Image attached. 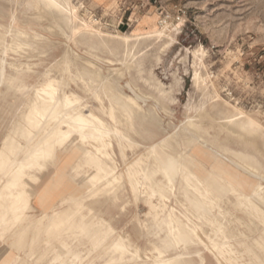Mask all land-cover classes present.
<instances>
[{
  "label": "rangeland",
  "instance_id": "1",
  "mask_svg": "<svg viewBox=\"0 0 264 264\" xmlns=\"http://www.w3.org/2000/svg\"><path fill=\"white\" fill-rule=\"evenodd\" d=\"M45 1L0 0V147L33 87L59 78L56 63L69 52L70 73L94 81L89 93L81 81L70 83L81 104L98 108L95 90L105 107L107 97L117 104L118 95L136 99L138 113L153 112L154 119L133 118L132 138L144 147L164 138L159 152L164 165L172 160L173 167L169 182L155 187L163 196L159 220L146 216L148 207L134 201L127 184L117 201L100 193L84 201L92 223L103 219L129 236L132 249L123 262L109 241L93 242V229H81L79 215L69 224L62 221L78 211L74 201L87 194L94 174L85 163L87 146L75 142L58 151L54 166L35 173V183L25 178L14 188L0 177V217L8 213L10 194L21 192L27 204L24 219L0 226V264H151L154 245L166 256L180 255L176 264H264V181L230 162L241 160L264 173V0ZM121 62L130 66L122 75L113 71ZM205 114L214 121L200 122ZM253 127L258 129L250 132ZM142 151L128 150V161ZM217 223L222 232L213 242L209 236ZM194 227L201 229V241Z\"/></svg>",
  "mask_w": 264,
  "mask_h": 264
},
{
  "label": "bare ground",
  "instance_id": "2",
  "mask_svg": "<svg viewBox=\"0 0 264 264\" xmlns=\"http://www.w3.org/2000/svg\"><path fill=\"white\" fill-rule=\"evenodd\" d=\"M45 2L47 4V0ZM53 2L54 0H48V3ZM58 7L56 8L58 9ZM36 8L46 20L49 22L52 21L50 15L42 9L39 3H36ZM56 8L55 11L57 12L60 8L58 10H56ZM66 9L69 10L74 19L72 9L70 7ZM51 11H53V9H51ZM60 12L61 11H59V14ZM64 12L65 11H63V13ZM65 22L67 23V21ZM52 24L58 27L55 22ZM61 33L66 35L62 31ZM71 63V56L69 52H66L60 62L56 63L60 77L47 79L43 83L33 87L30 97L17 116L19 120L16 118V120L20 122L15 120L12 124L13 128L7 132L5 138L2 140L0 147V177L4 178L6 185L14 188L19 187L25 178L35 183L39 181L35 173H44L48 170L49 166H54L58 151L66 149L67 145H72L75 142L87 146L88 149L84 152L85 163L94 166V174L89 177L86 182L88 186L87 194L74 201L78 204V211L69 213L63 217L62 221L69 224L70 220L75 215H79V225L81 229L82 226L86 225L91 226L93 229L95 233L93 242L98 241V245H100L101 243H107V241H109V248L113 250V252H118L119 256L117 260L123 262L124 256L132 249L129 236L124 234V231L122 235L118 234L119 232L117 233L111 224L103 219H97L96 223H92L94 219L92 215L93 212L85 205L84 201L88 202L94 199L95 196H98V193H100L102 197L112 195L117 201L119 199L118 195L121 190L120 188L123 184H127V187H129L128 190H130L133 195L134 201H141L148 207L146 216L150 215L151 218L159 220V214L163 206V196L160 192L155 190V187L161 189V187H159L160 185H163L165 181L169 182L168 171L173 167L172 160H169L170 162L168 165H164L165 161L161 156L162 154L159 152V150H161V152L164 151L166 145V140H163L164 138L158 144L151 147H144L145 145L141 146L132 138L131 135L136 134L133 118L139 115L142 121L154 119L153 112L143 113L139 110L138 113L137 109H139V106L136 99L130 96L121 98V95H118L119 104H117L107 97L109 107H105L101 103L102 101H100L98 91L95 90L92 94V99L99 102L98 108L92 109L83 106L81 104V98L70 91V83H75V80H79L83 83L86 92H88L94 87V81L90 80L88 83L84 82L82 78L79 77V73L73 76L70 73ZM120 64L121 66L113 71L122 75L130 66L126 62H121ZM87 65L91 66L92 63L87 61ZM84 71L90 74L95 73L87 70ZM97 75H99V73H97ZM107 78L99 80L100 89H103L105 84L104 81L107 80ZM199 121L213 122L214 120L208 114H205L204 116H200ZM156 122L158 123V120ZM23 127L24 129L28 127H34L35 129L24 130ZM119 127H121V129H119ZM258 127H253L250 132L257 130ZM238 128L237 125H234L233 130ZM249 130L250 129H248V131ZM22 134H26L27 137H20ZM145 135L147 136V134ZM21 140H24V142ZM113 142L116 144L121 163H117L115 160L116 154L114 152ZM139 148H142L143 151L139 154H135V157L131 161H128L127 151H135ZM166 158L167 157H165V159ZM107 162H110V165H108ZM230 162L240 170L264 181V173L259 172L257 168L249 166L241 160H230ZM120 167H123L121 171L119 169ZM158 177H160L159 180H157ZM187 178L190 182L191 180L193 181L192 177ZM3 189L4 187L0 185V196L2 195ZM10 198V206L5 208L8 210V213L6 212L0 217V226H2V224L15 225L25 218L23 211L27 208V204L22 200L21 192H16L15 195L10 194ZM83 211L87 212V216L82 215ZM56 215L57 213L52 214L49 219L50 221L48 220L49 225L47 228L51 227L52 224L50 225V223ZM206 221L211 222L209 219ZM139 225L142 229L147 231L145 223ZM75 226V224L69 225V229H73ZM173 228L172 225H169L171 233ZM44 229H46V227ZM192 232L195 237L201 241V229L194 227ZM221 232L222 226L217 223L211 230L209 240L213 241L212 239L219 237ZM95 245H97V243ZM138 252L139 250L135 248L133 257L136 258V260L137 258L138 260L140 259ZM149 253L150 255L147 259L152 261L151 264H176L181 258L180 255L166 256L156 245H154L153 250L149 251ZM145 256H147V254ZM141 264L145 263L143 262Z\"/></svg>",
  "mask_w": 264,
  "mask_h": 264
}]
</instances>
